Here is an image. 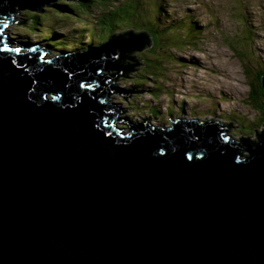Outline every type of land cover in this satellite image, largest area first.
<instances>
[{
    "label": "water",
    "instance_id": "95a60500",
    "mask_svg": "<svg viewBox=\"0 0 264 264\" xmlns=\"http://www.w3.org/2000/svg\"><path fill=\"white\" fill-rule=\"evenodd\" d=\"M62 1L0 0V264H264V141L120 133L115 45L9 44L18 13Z\"/></svg>",
    "mask_w": 264,
    "mask_h": 264
},
{
    "label": "rangeland",
    "instance_id": "374dc122",
    "mask_svg": "<svg viewBox=\"0 0 264 264\" xmlns=\"http://www.w3.org/2000/svg\"><path fill=\"white\" fill-rule=\"evenodd\" d=\"M68 1L70 0L63 2L70 4ZM109 2L111 4L103 5L99 0L92 4L93 8H83L84 15L79 13L81 17L89 19V23H92V27L88 29L99 31L100 28L94 26V23L104 19L101 12L110 13L109 6H114L116 9L119 5L126 3L130 5L135 2H140L141 8L147 12L140 10L133 13L128 17L130 24L126 26L140 31L146 30L150 24L157 21L159 29L174 28L171 33L164 34L166 39L162 43L165 45L161 46L158 41L156 42L158 43L156 47L170 51L160 50L162 54L153 55L158 57L161 64L157 66L158 69L151 68L154 74L146 68V61L143 59L145 54L136 60L137 74L133 75V71L123 75L119 71L122 66L117 68L114 104L116 110L120 112L119 122L123 132L130 131L128 122L142 121L159 125L171 123V120L176 119H193L198 122L209 120L215 121L216 125L219 124L221 127L225 126L224 134L232 140L239 141L245 138L249 143L245 142L250 145H255L254 140L258 137H261L260 142L264 141L261 135L264 131V122H260L262 113L254 108L256 100L252 98V102H249L251 100L249 87L252 84L257 89L255 72L264 71V0H110ZM54 5L56 3H52L51 10ZM157 6H161L165 13L162 12L156 19L154 10ZM117 9L119 13L124 10V8ZM148 10L151 12L148 13ZM46 11L31 12L47 18L35 28L51 26L56 22L55 14L63 13V11L55 13ZM22 14L24 15L18 13L14 21L8 25L9 35L15 37L18 34L21 42L25 39L45 46L46 43L41 40L42 36L32 35L28 27L26 28L27 23L17 21L23 16ZM190 15L192 16L189 17ZM174 17H177L176 21L181 20L180 17H185L186 19L181 20L184 26L176 28L177 22H174ZM245 17L253 25L251 26L253 35L249 39L246 37V28L243 31ZM193 20H197L201 28L189 31L186 26ZM58 22L53 26L54 30L64 25L62 21L58 20ZM74 23H76L74 27L77 28L82 24ZM188 28L191 29V26L188 25ZM64 31L67 33L72 31V28L67 26ZM192 32L197 35L196 39L186 40L185 37L188 34L193 35ZM89 39L85 37L84 43H90ZM89 46L98 47L102 44L92 43ZM49 51L56 50L50 47ZM139 85L143 88H138ZM150 108L157 112L155 114L157 117L150 112ZM239 121H242L243 128L240 127Z\"/></svg>",
    "mask_w": 264,
    "mask_h": 264
},
{
    "label": "trees",
    "instance_id": "16d2710c",
    "mask_svg": "<svg viewBox=\"0 0 264 264\" xmlns=\"http://www.w3.org/2000/svg\"><path fill=\"white\" fill-rule=\"evenodd\" d=\"M97 1L99 2V0H70L68 1L70 4H65L63 1L56 3V5H54L53 7V10L47 9L46 12L51 11L52 13H55L58 11H61V12L63 11V13H61L60 15L55 14L56 22H54L51 26H44L42 29H37L35 28V26H39L41 23L45 22V20H43L45 17L31 13L32 11H28L24 13L22 18H19V21L20 22L23 21L22 22L23 24L27 23L26 28L28 27L29 31L38 33L39 36L44 37L43 39H46L47 41L51 42L55 46L56 49H60V48L75 49L77 48L81 51H85L88 45L92 43H96V44L106 43V42L112 43L113 45H115V49L118 51L116 55L117 57L116 65L118 67L122 66V69L119 71L123 75H126L133 71H134L133 75L137 74L138 73L137 68H136L137 64H135L136 60L139 57L141 58V56L145 54L143 59H145L146 61L145 62L147 66L146 68L149 69V72L151 74H154L155 72L151 68L156 69L157 66L161 64H159L160 61L158 57H155L153 55L162 54L160 50L165 51V52H168L169 50V49H163L160 47L159 48L156 47L158 43L161 44V46L165 45V43H162L161 40L163 39L164 33L166 31L164 30L165 32H163L158 29L157 26L159 22L157 21H155V23L153 22L152 24H150L149 27H147L146 30H143L144 32L131 31V30L126 29L128 27L126 25L130 24L128 17L132 16L133 13L140 12V10L141 12H147L146 10H143L141 8L140 2H135L134 4L128 5L126 3L121 6L116 7V8H120L121 10H123L124 8L122 13H119V9H115L114 6H109L108 9H110V13L105 14L106 11L101 12L103 13L104 19H100L98 21H95L94 23V26H97L98 28H100L99 31L88 29L92 27L91 25L92 23H89L88 21L89 19L81 17L80 14L84 15V13L82 12L83 8H93L94 6L92 4ZM109 1L110 0H100V3L103 5L108 4V3L111 4ZM158 12L159 13L162 12L161 7L160 9H158ZM148 13H150L149 10H148ZM191 16L192 15H190L189 17ZM180 19L184 20L186 18L180 17ZM58 20L62 21L64 25L54 30L53 26L55 25V23H59ZM181 20L176 21L177 22L175 23V25H177L176 28L179 26H184L183 21L181 22ZM74 22H81L82 24L80 27L78 26L77 28V27H74V24H76ZM195 22L196 20H193L192 22H190L188 25L191 26V29L188 28V25H187L186 26L187 30L189 31L198 30ZM67 26L72 28V31H68L66 33L64 30L66 29ZM245 26L248 31V34L250 35L249 36L247 34L246 37L249 39L253 35V29L251 28L252 25H251L250 20L249 19L247 20L246 17H245ZM170 29L172 30L174 28L170 27ZM70 32H71V35H67V34H70ZM62 34H65V35H62ZM85 35L90 38L89 39L90 43H84ZM137 36H140L141 38H147L151 44V47L144 46V47L138 48L137 46H135L134 50H131V49L129 50L130 47L129 45H127V41ZM196 37L197 35L193 33V35L188 34L185 37V39L192 41L196 39ZM157 41L158 43H156ZM122 51H127L128 54L127 55L120 54ZM261 68H263V65ZM143 69L144 68H142V70ZM139 73L143 74V72H140V71ZM139 80H136V81L140 82ZM254 80H255L257 89H255L252 86V84L249 87L251 91V96H250L251 100H249V102H252V98L256 100V104H254L253 102L254 108L257 111H261L262 118L260 119V122L263 123L264 122V91L262 89V81L264 80V71L261 70V72H258V71L255 72ZM259 82H260V85H259ZM138 88H143V86L139 85ZM255 93H257V95ZM149 110L150 112H152L153 115L157 113L155 110L151 108ZM155 117L157 116L155 115ZM239 122H241L240 127L243 128L242 121H239Z\"/></svg>",
    "mask_w": 264,
    "mask_h": 264
},
{
    "label": "clouds",
    "instance_id": "9594fccd",
    "mask_svg": "<svg viewBox=\"0 0 264 264\" xmlns=\"http://www.w3.org/2000/svg\"><path fill=\"white\" fill-rule=\"evenodd\" d=\"M119 6H121V5H119ZM159 6V5H158ZM157 6V8L155 7V10H154V12H155V18L157 19V16L159 15V14H161L162 12H164V11H162L161 13H159L158 12V9H160V7H158ZM187 8H189V7H187ZM117 9V8H116ZM190 9V8H189ZM163 10V9H162ZM189 11H191V12H193L192 10H189ZM151 12V11H150ZM165 13V12H164ZM23 15V14H22ZM180 15V14H179ZM20 18H22V16L20 17ZM176 18L177 17H174V22L176 21ZM17 21H19V18L17 19ZM197 21V20H196ZM196 25H197V28H201L199 25H198V21H197V23H196ZM204 26V25H203ZM253 26V25H252ZM158 27V26H157ZM245 28H246V26L244 25V29H243V31H245ZM252 29H253V27H251ZM126 29H128V30H131V31H136L134 28H129V27H127ZM159 29V28H158ZM160 31H163V32H165L164 34H167V33H171V31L173 30H171L170 28L169 29H167L166 27H163L162 29H159ZM165 30V31H164ZM199 30H201V29H199ZM33 31V30H32ZM202 31V30H201ZM246 31H247V29H246ZM27 32V31H26ZM140 32H144L143 30H140ZM32 35H37L38 33H34V32H30ZM255 33L257 34V31H255ZM247 34H248V31H247ZM17 36H15V37H11L10 35H9V33H8V36H9V44L10 45H16V46H22V47H25L24 45L25 44H29V47L30 48H32L31 46H34L31 42H29V41H25V39H24V41L23 42H21L20 40H21V38H19L18 37V34H16ZM62 35H65V34H62ZM67 35H70V34H67ZM249 35V34H248ZM250 36V35H249ZM85 37H87V36H85ZM44 37H42L41 38V40L42 41H44V43H46V45L45 46H41L40 44H39V42H35L36 43V45H37V47H38V49H40V50H47V51H49V49H50V47H52L54 50H56V51H61V50H70V49H62V48H60V49H56L55 48V46L51 43V42H49L48 41V43H47V40L46 39H43ZM144 39V41L146 42V44H147V46L148 47H151V44H150V42L148 41V39L147 38H143ZM164 39H166L165 37H163V39L161 40V42L162 41H164ZM38 41H39V39H37ZM104 44H106V43H102V45H104ZM50 46V47H49ZM89 47H94V46H89ZM182 47H185V46H182ZM182 47H181V49H182ZM88 48V47H87ZM186 48H188V47H186ZM75 49H77V48H75ZM168 51H170V50H168ZM117 68H118V66H117ZM134 73V72H133ZM263 83H264V80L262 81V89H263V91H264V88H263ZM154 90H157V89H154ZM250 90V89H249ZM162 91V90H161ZM164 92V91H163ZM165 93V92H164ZM166 95V94H165ZM116 105L114 104V106H113V110L119 115L120 114V112L119 111H117L116 110ZM233 116V115H232ZM239 116V115H238ZM240 118H243V117H240ZM121 121L123 120V119H120ZM169 121H170V119H169ZM178 121H184V122H186V123H215V124H217L215 121H209V120H205V121H203V122H198V121H195V120H193V119H190V120H183V119H176V120H171V123H173V122H178ZM130 123H132V122H128V125H131ZM134 123V122H133ZM139 123H144L145 124V126H147V127H150V126H153V125H151V124H149V123H145V122H139ZM221 130H222V132L224 133V127L225 126H220L219 124L217 125ZM132 129H130V131H131ZM123 132V129H121L120 128V133H122ZM262 136L264 135V131H263V133L261 134ZM229 139H231L230 137H228ZM261 139V137L260 138H258L257 140H254V141H256V142H254V144H257V143H260V140ZM245 141H247V143H249V141L248 140H246L245 138H242V139H240L239 140V142H242V143H245V144H247Z\"/></svg>",
    "mask_w": 264,
    "mask_h": 264
},
{
    "label": "bare ground",
    "instance_id": "6f19581e",
    "mask_svg": "<svg viewBox=\"0 0 264 264\" xmlns=\"http://www.w3.org/2000/svg\"><path fill=\"white\" fill-rule=\"evenodd\" d=\"M12 21H14V19H13ZM12 21H11V22H12ZM87 38L89 39V37H87ZM28 40H29V39H28ZM29 42H30V41H29ZM31 43L34 45V46H31L32 48H34V49H38V47H37V45H36L35 42H32V41H31ZM101 44H102V43H100V45H101ZM119 74H121V73H119ZM119 74H118V75H119ZM220 97H221V96H220ZM238 109H239V108H238ZM238 109H236V110H238ZM211 114H212V113H211ZM212 115H213V114H212ZM194 117H195V116H194ZM187 120H188V119H187ZM173 123H175V122H173ZM153 126H154V125H153ZM137 129H138V128H137Z\"/></svg>",
    "mask_w": 264,
    "mask_h": 264
}]
</instances>
